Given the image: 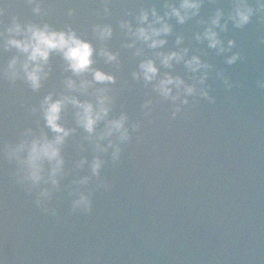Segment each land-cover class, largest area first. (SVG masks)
I'll list each match as a JSON object with an SVG mask.
<instances>
[{
    "label": "clouds",
    "instance_id": "obj_1",
    "mask_svg": "<svg viewBox=\"0 0 264 264\" xmlns=\"http://www.w3.org/2000/svg\"><path fill=\"white\" fill-rule=\"evenodd\" d=\"M32 6L33 15H40L38 0H25ZM105 5L103 16L110 15L109 0H101ZM205 0H161L160 10L155 5L141 7L137 12H127L132 20L121 19L117 27L123 33L126 43L123 47L135 49V57H143L131 73L134 82H142L144 88L151 86V93L157 102H167L172 106L171 118L175 119L181 108L189 104V98L199 97L209 104L215 102L209 95L205 82L209 78L212 65L203 61L198 54L189 55L188 47H181L183 36L177 35L173 49L159 51L168 43L167 37L173 34V25H185L195 20L202 30L194 33L197 44L206 43L208 49L215 50L217 55L225 57L224 63L231 66L241 59L239 52H233L235 42L227 40L225 45L221 33L228 30L229 23L235 29H243L253 18L264 23V0H231L227 11L217 7L207 18L201 17ZM68 16L74 13L68 11ZM6 15V9L0 8V16ZM199 17V19H197ZM91 31L98 41L106 42L113 37V26L110 23H95ZM0 48L7 52L15 49L7 66L0 70V79H6L14 85L22 81L32 92L41 89L42 83L49 78L51 68L49 58L58 55L63 61V73L60 89L49 92L39 102L38 107H29L28 112L38 117L35 129L25 127L19 131L16 139L0 145V158L13 164L15 183L23 186L25 191L34 195V204L43 213L56 216V209L49 207L55 193L61 190V181L68 174L65 170L64 148L70 137L80 130L82 140L86 141L91 151V160L81 157L73 162V172L87 165L88 175L72 179L66 186L70 198V213L79 212L88 215L92 211V191L88 186L98 181L97 188L105 191L110 185L100 179V173L106 164L107 156L112 164L120 160L122 145H126L131 134L140 127L139 122H130L126 112L113 113L117 103L116 75L93 67V54L103 59L107 65H115L119 71L118 53L101 47L99 50L84 39H81L71 27L57 31L47 23L21 24L16 16L11 23L0 31ZM264 42V41H262ZM139 43L143 48H137ZM146 48L151 55H145ZM230 53V54H229ZM176 65H183L190 73V82L180 75H174ZM163 69L164 71H161ZM217 78H222L217 73ZM226 89L233 85L223 79ZM257 87L264 89V81L258 80ZM127 86L121 83L120 91ZM153 99H145L140 105L144 117H150L153 110ZM71 114L72 127L67 126L65 116ZM42 121V124H41ZM78 151H83L77 143ZM0 264H6L0 257Z\"/></svg>",
    "mask_w": 264,
    "mask_h": 264
},
{
    "label": "water",
    "instance_id": "obj_2",
    "mask_svg": "<svg viewBox=\"0 0 264 264\" xmlns=\"http://www.w3.org/2000/svg\"><path fill=\"white\" fill-rule=\"evenodd\" d=\"M0 257L6 264H47L6 161L0 158Z\"/></svg>",
    "mask_w": 264,
    "mask_h": 264
}]
</instances>
